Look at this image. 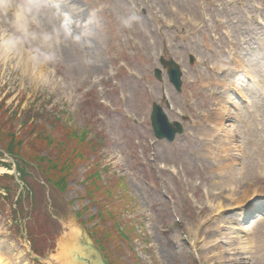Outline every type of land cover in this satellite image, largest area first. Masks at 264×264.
I'll return each mask as SVG.
<instances>
[{"label":"rangeland","instance_id":"1","mask_svg":"<svg viewBox=\"0 0 264 264\" xmlns=\"http://www.w3.org/2000/svg\"><path fill=\"white\" fill-rule=\"evenodd\" d=\"M121 2L0 0V28L34 67L0 65V255L40 264L27 242L46 256L59 219L81 212L112 264H264V0ZM161 54L182 66V92L156 80ZM163 95L170 120L186 118L172 143L150 121ZM222 142L236 166L219 189ZM249 187L260 205H225L224 189Z\"/></svg>","mask_w":264,"mask_h":264},{"label":"water","instance_id":"2","mask_svg":"<svg viewBox=\"0 0 264 264\" xmlns=\"http://www.w3.org/2000/svg\"><path fill=\"white\" fill-rule=\"evenodd\" d=\"M168 67L170 81L175 87L181 90L179 67L174 62H164ZM156 76L161 79V71L156 70ZM153 125L156 136L159 139L168 138L173 141L177 133H182L181 125L176 124L175 128L168 124L161 108L155 106L153 114ZM64 230L57 238V244L48 257L37 256L30 243L27 242L30 255L33 259L42 264H110L105 257L101 247L97 245L92 233L87 226H84L75 215L67 220H59Z\"/></svg>","mask_w":264,"mask_h":264},{"label":"bare ground","instance_id":"3","mask_svg":"<svg viewBox=\"0 0 264 264\" xmlns=\"http://www.w3.org/2000/svg\"><path fill=\"white\" fill-rule=\"evenodd\" d=\"M19 15V13L17 14V16ZM229 44L232 47V50L234 51V48L236 46H238V43L232 39L229 40ZM234 62H236L237 66L241 67L242 63L240 64L239 59H235V57L233 58ZM14 62L15 64L12 66H16L18 65L19 67H21L24 72L26 73V75L28 74V76L33 75V63L25 57L24 53L19 52L16 49H13L12 44L9 42V39L7 37V35L5 34L4 31H2V29L0 28V65H4L6 66L8 63ZM35 70V69H34ZM39 73V72H38ZM41 74H43L42 72H40ZM39 73V74H40ZM37 75V74H36ZM31 77V76H30ZM40 77L43 79V76L40 75ZM226 117H224V115H222L221 113L219 114H214L213 118H212V124L214 125V128L218 131V130H222V126L223 123L225 121ZM224 142L221 143L220 145V150L223 148L224 149V153H226V156L224 158H220L221 162H219L217 165V169L215 171H220V176L223 174V177L221 179H218L217 182L218 185L220 186L219 189H223V187L225 186H221L222 183H224L223 181L225 180L226 174L224 173L223 169H228L229 171H235V166L236 164L234 163V154L231 153V148H224ZM217 149V148H216ZM229 150V151H228ZM217 153H219V149L217 151ZM215 165V166H216ZM218 176V174H217ZM240 189V188H238ZM238 193L240 192L239 190L237 191ZM254 193V194H253ZM223 195H227L228 196V202L227 207H233L234 205L236 207L242 208L245 207L246 209H252L253 207H257L258 205H260V199L257 195V190L253 189L252 187L246 188L245 190H243L242 192H240V196L241 198H234V190L231 188L230 190L224 189L223 192L221 193ZM251 196H256L254 199H251ZM257 199V200H256ZM224 204L223 202L219 203L220 207H222L221 205ZM227 207H224L227 208ZM244 212L239 215L240 219H242V217L244 216ZM239 219V220H240ZM261 225V229H264V221L259 223ZM249 243H247L248 245ZM1 253V251H0ZM0 264H7V262H5V259L2 258V256L0 255Z\"/></svg>","mask_w":264,"mask_h":264},{"label":"trees","instance_id":"4","mask_svg":"<svg viewBox=\"0 0 264 264\" xmlns=\"http://www.w3.org/2000/svg\"><path fill=\"white\" fill-rule=\"evenodd\" d=\"M29 142V145L32 147L33 146V149L35 150L34 152H38V153H40L41 151H40V149H39V147L41 148V145L39 144V142L37 141V140H35V141H31L30 142V140H27L26 141V143H28ZM14 147H17V143H15V145H14ZM43 147V146H42ZM43 149H44V151L47 149V148H45V147H43ZM35 155H37L36 153H35ZM30 160H35L34 159V157L32 158V157H30ZM35 162H37V161H35ZM42 167H44V166H42ZM53 181V180H52ZM52 181L49 179V182H51L52 183ZM54 182V181H53ZM58 185V186H63L62 185V182H58V183H56L55 182V185ZM63 184H65V188L67 187V183L65 182V183H63ZM64 188V189H65ZM78 214V217L83 221V219H82V216L83 215H81V212H79V213H77ZM83 214V213H82ZM106 214H107V212H106V209L105 210H102L101 211V214L99 215V216H97L98 218H99V220L102 222V223H104V222H106ZM97 217H96V219H97ZM84 222V221H83ZM85 223V222H84ZM120 225V224H119ZM97 226V225H96ZM97 231H95L94 232V235H95V237L97 238ZM119 234L122 236V237H124V238H127V236H126V234L123 232V231H119ZM100 242V241H99ZM102 247L104 246L103 245V243L101 244V243H99ZM103 249H104V247H103ZM107 252V251H106ZM106 256L108 257V259L110 260V263L112 264V257H111V255H110V253L109 252H107L106 253Z\"/></svg>","mask_w":264,"mask_h":264},{"label":"clouds","instance_id":"5","mask_svg":"<svg viewBox=\"0 0 264 264\" xmlns=\"http://www.w3.org/2000/svg\"><path fill=\"white\" fill-rule=\"evenodd\" d=\"M4 9H5V14H7L9 10H11L13 16H16L18 13L26 16L28 14H31L33 11L31 6L14 5V4H5Z\"/></svg>","mask_w":264,"mask_h":264}]
</instances>
